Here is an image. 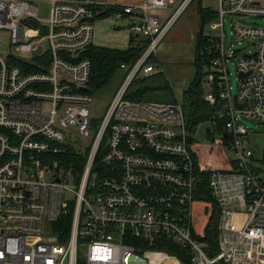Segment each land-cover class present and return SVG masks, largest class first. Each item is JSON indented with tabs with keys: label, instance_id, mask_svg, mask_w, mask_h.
<instances>
[{
	"label": "built area",
	"instance_id": "2783aa9c",
	"mask_svg": "<svg viewBox=\"0 0 264 264\" xmlns=\"http://www.w3.org/2000/svg\"><path fill=\"white\" fill-rule=\"evenodd\" d=\"M193 1L0 0V31L8 34L0 49V264H264V156L256 159L249 137L257 131L245 123L264 124V25L243 20L264 21V0H220L222 34H204L215 50L204 100L216 125L205 138L233 158L202 162L198 128L180 101L128 94L138 77L163 72L152 60ZM39 2L50 5L47 20ZM106 16L128 22L131 38L146 46L120 65L123 81L98 119L87 54ZM227 20L234 41L250 43L242 57L227 47ZM72 152L82 162H68ZM205 181L212 201L199 198ZM168 241L188 251V263L160 248Z\"/></svg>",
	"mask_w": 264,
	"mask_h": 264
},
{
	"label": "rangeland",
	"instance_id": "374dc122",
	"mask_svg": "<svg viewBox=\"0 0 264 264\" xmlns=\"http://www.w3.org/2000/svg\"><path fill=\"white\" fill-rule=\"evenodd\" d=\"M110 1L115 3L116 0ZM199 7L209 9L210 11L217 13L220 8V0H194L180 16L168 36L165 38L161 46V52L159 51L157 56L152 60L153 62L160 64L163 68V72L145 78L146 80H144L143 77H138L132 83L128 92V94L135 93L139 88L146 85L152 86L156 84L170 83V85L173 86L175 95H172L169 91H151L143 97L142 101L177 104L178 100L174 98L177 97L183 104L187 121L189 115L191 114L190 108L189 105L184 104V99L182 97L185 95L184 92L189 90L191 81L197 77L200 31H204L205 35H208V33H212L214 35L222 34V31L219 29V21L217 17L205 26H202L199 16ZM152 13L164 18L169 17L172 14V10H157ZM49 16V3L39 2L38 17L42 20H47ZM243 20L247 23L256 21L264 25L263 19L246 17L243 18ZM95 25V36L93 41L94 46L118 50H127L130 47L131 31L128 22H117L113 19V17L106 16L101 20H97ZM225 31L227 35L226 42L228 48L232 46L231 49L238 51L240 57L248 53L250 50V43L247 41L242 43L237 40L234 41L232 37L233 26L229 20L225 22ZM7 47L8 34L0 31V49L3 50ZM17 57L25 61L29 59V57L24 54H19ZM202 67L204 73L203 88L206 94L210 90L207 82V74L212 69V66L210 64H203ZM229 70L231 72V75H229L230 87L232 89V93L235 95L239 87L235 62L229 63ZM123 76V71L119 70L106 87L92 92V108L94 110L95 118H103L111 100L123 81ZM245 123L257 131L256 135L251 134L249 137L250 146L256 151V159H262L264 156V124L260 125L251 120H246ZM208 125L209 123L206 122L199 128L197 134L195 135L196 144L194 147L197 151L199 149V156L203 163H211L214 166H218L220 161H222L219 158V155H222L225 160L233 158L234 155L226 146L214 144L209 137L207 139L205 138V131ZM197 227H199V224H197Z\"/></svg>",
	"mask_w": 264,
	"mask_h": 264
},
{
	"label": "trees",
	"instance_id": "16d2710c",
	"mask_svg": "<svg viewBox=\"0 0 264 264\" xmlns=\"http://www.w3.org/2000/svg\"><path fill=\"white\" fill-rule=\"evenodd\" d=\"M200 3V2H199ZM199 16L201 19L202 26L211 22L216 18L215 12L209 9H204L199 7ZM108 12V11H107ZM200 44L198 46L199 58L197 60V77L194 79L188 91H185V95L182 97L184 99V104L189 105L190 115L188 118L189 125L197 129L203 123H210L213 127L215 125V111L210 107L204 100V88H203V64H211V60L215 57L214 48H212L211 53L209 52V47L211 44L207 37L204 35V31H200L199 35ZM146 43L144 44L143 39H138L137 37H132L130 47L127 50L111 49L106 47L92 46L88 51V58L92 62V76L89 83L90 92L102 89L106 87L113 77L119 72L120 65L122 63L134 62L144 51ZM198 78V79H197ZM146 80V79H144ZM170 86L167 83L156 84V85H146L139 88L135 93H131L129 97L133 100L142 101L143 97L150 93L151 91H169L172 94ZM184 105V106H185ZM211 136V135H210ZM66 160L68 162H82L83 159H77L72 152L67 154ZM203 194L200 195V199H205L207 201H212V195L208 181L202 184ZM217 216L213 215L209 227L207 230V238L210 242L216 240V226H217ZM70 231V224L67 226V233ZM166 243L167 245H161L160 248L168 251L171 255H177L185 263H188V258L190 257L188 251L170 241Z\"/></svg>",
	"mask_w": 264,
	"mask_h": 264
},
{
	"label": "crops",
	"instance_id": "0c3cea01",
	"mask_svg": "<svg viewBox=\"0 0 264 264\" xmlns=\"http://www.w3.org/2000/svg\"><path fill=\"white\" fill-rule=\"evenodd\" d=\"M133 1H135V0H116L115 1V4H125L126 2H133ZM102 19V18H101ZM101 19H99V20H101ZM97 22V21H96ZM170 33V32H169ZM132 39V38H131ZM164 42V41H163ZM163 42L161 43V45H160V47H159V50H158V53H159V51L161 52V46H162V44H163ZM165 60H166V58H165ZM154 76V75H153ZM151 77V76H150ZM145 79V78H144ZM192 82V81H191ZM167 84H169V86H170V88L169 89H171V91H172V95H175L174 94V91H173V86H171L170 85V83H167ZM185 93V92H184ZM174 98H176L178 101L180 100V99H178L177 97H174ZM202 125V124H201ZM201 125L200 126H198V130H199V128L201 127Z\"/></svg>",
	"mask_w": 264,
	"mask_h": 264
},
{
	"label": "water",
	"instance_id": "95a60500",
	"mask_svg": "<svg viewBox=\"0 0 264 264\" xmlns=\"http://www.w3.org/2000/svg\"><path fill=\"white\" fill-rule=\"evenodd\" d=\"M35 24V23H34ZM237 100V97H235V101ZM239 108H243L244 106H238Z\"/></svg>",
	"mask_w": 264,
	"mask_h": 264
}]
</instances>
